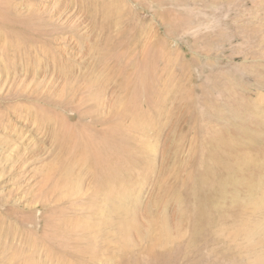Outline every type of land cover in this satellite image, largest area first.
<instances>
[{"label":"rangeland","instance_id":"1","mask_svg":"<svg viewBox=\"0 0 264 264\" xmlns=\"http://www.w3.org/2000/svg\"><path fill=\"white\" fill-rule=\"evenodd\" d=\"M0 264H264V0H0Z\"/></svg>","mask_w":264,"mask_h":264}]
</instances>
